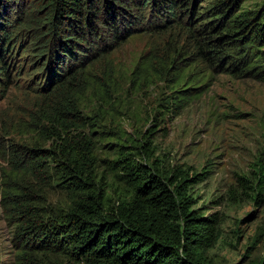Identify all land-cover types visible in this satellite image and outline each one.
Returning <instances> with one entry per match:
<instances>
[{"label":"trees","instance_id":"trees-1","mask_svg":"<svg viewBox=\"0 0 264 264\" xmlns=\"http://www.w3.org/2000/svg\"><path fill=\"white\" fill-rule=\"evenodd\" d=\"M140 33L164 38L119 73L106 58ZM19 68L43 99L27 125L35 141L13 148L16 178L3 194L18 243L12 264H207L220 234L219 217L196 206L207 175L166 165L160 123L120 145L133 153L101 158V141L115 137L98 129L89 101L103 108L119 77L135 94L163 82L170 91L159 112L177 115L215 73L264 81V0H0V99ZM102 166L127 194L111 199ZM238 183L240 195L263 202L264 163ZM57 187L67 202L47 203Z\"/></svg>","mask_w":264,"mask_h":264},{"label":"rangeland","instance_id":"rangeland-1","mask_svg":"<svg viewBox=\"0 0 264 264\" xmlns=\"http://www.w3.org/2000/svg\"><path fill=\"white\" fill-rule=\"evenodd\" d=\"M11 17L15 19L16 15ZM31 32L25 33L24 44L30 40ZM163 38L164 35L158 33L136 34L106 59L113 62L119 73L128 71L139 55ZM19 58L17 53L14 60L17 65ZM103 67L99 63L98 73ZM19 70L13 73L14 82L6 97L0 99L1 264H12L18 248L15 224L3 199L4 190L13 186L16 178L13 148L35 141L34 130H28L27 125L32 123L43 99L35 89L36 82L22 75L23 68ZM117 82L118 90L103 108L97 97L91 96L89 101L90 115L98 129L115 137L101 141L100 157L110 160L116 159L121 152L133 153V149L119 150L120 145L129 146L132 140L140 141L151 125L156 127L160 123L155 134L157 153L165 159L166 165L183 166L189 168L191 175L199 172V177H208L194 189L196 206L201 207L206 216L214 214L220 220L219 239L206 253L207 264H255L264 259V201L256 203L240 195L242 187L238 183L241 175L252 176L257 163H264V81L215 73L205 92L177 115L159 112L165 109L162 104L170 91L163 82L136 90V94L129 88L132 83L128 78L119 77ZM162 127L168 131L166 136H163L164 130H160ZM18 148L21 150L20 146ZM152 161L147 160V163ZM104 168L102 166L100 171L111 186V199L127 194L126 190L116 187L121 183L119 178L112 172H104ZM205 170L209 173H202ZM237 187L238 192L232 193L230 189ZM68 196L57 187L47 196V203H64Z\"/></svg>","mask_w":264,"mask_h":264}]
</instances>
